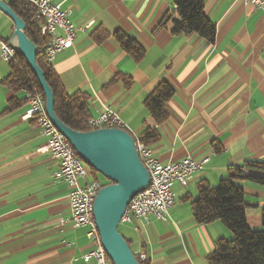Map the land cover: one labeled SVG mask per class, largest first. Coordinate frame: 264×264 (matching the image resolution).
<instances>
[{"label":"crops","instance_id":"crops-1","mask_svg":"<svg viewBox=\"0 0 264 264\" xmlns=\"http://www.w3.org/2000/svg\"><path fill=\"white\" fill-rule=\"evenodd\" d=\"M51 1L68 11L75 38L50 64L67 94L86 95L89 119L108 108L132 137L156 130L158 140L148 148L161 164L207 161L186 186L172 184L174 205L164 221L150 215L122 223V236L144 264H208L216 241L231 233L220 221L195 222L197 184L215 187L230 168L264 163V13L243 0H204L216 31L211 44L196 34L174 36L170 26L157 29L165 15L177 16L173 0ZM13 29L1 13L0 37L8 42ZM116 31L141 46L140 61L120 48ZM9 72L0 57V81ZM161 81L173 96L157 126L144 101ZM25 98V91L0 84V264H87L82 257L94 248L88 227L69 222L70 188L53 178L58 164L40 151L46 138L36 122L22 119ZM247 173L264 177V170ZM87 180H93L88 171L78 185ZM239 186L247 225L259 230L264 187Z\"/></svg>","mask_w":264,"mask_h":264},{"label":"trees","instance_id":"trees-1","mask_svg":"<svg viewBox=\"0 0 264 264\" xmlns=\"http://www.w3.org/2000/svg\"><path fill=\"white\" fill-rule=\"evenodd\" d=\"M173 5L177 16L165 15L157 29L170 26V32L174 36L196 34L207 42L214 43L216 31L205 15L204 0H173ZM8 6L24 22L26 36L37 47L36 64L53 93L56 117L75 131H91L87 116L88 98L79 92L67 94L50 62L45 59L44 47L47 40L40 34L39 25L34 20L35 8L25 0H9ZM102 33L100 31V34ZM99 35L97 39L100 41ZM112 36L120 48L135 61L143 58L144 50L123 31H116ZM8 64L10 72L0 81L1 85L13 91L36 90L43 97L35 75L20 55L16 54L14 60ZM126 84H129L128 81ZM172 96L173 89L167 82L161 81L144 101L145 109L157 126L162 125L167 119L165 104ZM16 103L14 100L9 107H14ZM158 137L156 130L147 129L140 137V142L148 147L156 143ZM253 170L263 171L264 163L249 161L241 167L230 168L226 177L215 187L205 181L197 184V198L191 203L195 222L211 224L220 221L231 233L229 239L220 238L216 241L214 251L207 257L208 264H264V208L261 211L262 228L259 230L249 228L245 217L244 191L239 186L240 182L245 181L264 187V177L247 173ZM87 171L93 180L99 181L95 171L90 168ZM101 184L104 186L109 182L103 179ZM138 263L144 264L139 261Z\"/></svg>","mask_w":264,"mask_h":264},{"label":"built area","instance_id":"built-area-1","mask_svg":"<svg viewBox=\"0 0 264 264\" xmlns=\"http://www.w3.org/2000/svg\"><path fill=\"white\" fill-rule=\"evenodd\" d=\"M5 2L7 0H0ZM36 10L34 20L38 23L40 34L46 38L44 56L48 62L66 48L73 45L75 38V27L71 23L68 11L60 5L52 3L51 0H25ZM260 12L264 13V0H243ZM89 27L86 25L85 28ZM13 47H2L0 45V57L5 63L14 60ZM26 102L29 109L22 117L23 120L33 119L38 125L41 134L46 138V145L40 149L41 152H49L57 161L58 168L53 178L66 183L70 192L69 222L73 227H88L87 237L93 241L94 248L83 255L82 259L87 264H109L105 261L103 254L97 244L96 226L87 218V205L93 199L95 192L102 187L100 181L87 180L84 186L78 185V180L87 179V172L78 169L73 162L71 145H67L65 138L54 128L45 112L44 98L36 90L26 92ZM88 126L93 130L98 129H122L125 124L110 109L105 108L95 118L88 120ZM126 131V130H125ZM136 149L140 154V162H143L149 174L151 189L140 199H135L129 204L121 223H132L133 220H145L153 215L162 221L168 216L169 209L174 205L172 184L178 183L186 186L195 173L203 169L206 160L197 162L191 158H185L177 163L161 164L155 159L148 147L140 138L133 137ZM139 262L145 261L143 254L135 255Z\"/></svg>","mask_w":264,"mask_h":264},{"label":"water","instance_id":"water-1","mask_svg":"<svg viewBox=\"0 0 264 264\" xmlns=\"http://www.w3.org/2000/svg\"><path fill=\"white\" fill-rule=\"evenodd\" d=\"M0 12L14 26L9 44L26 62L42 91L46 115L70 143L84 165L109 182L97 192L93 216L100 243L112 264H139L126 239L118 231L132 199L149 185V174L139 160L133 137L122 129L78 132L67 127L54 113V97L36 64L37 47L25 34L24 22L0 1Z\"/></svg>","mask_w":264,"mask_h":264},{"label":"bare ground","instance_id":"bare-ground-1","mask_svg":"<svg viewBox=\"0 0 264 264\" xmlns=\"http://www.w3.org/2000/svg\"><path fill=\"white\" fill-rule=\"evenodd\" d=\"M0 45H1L2 47H11L10 44H9V41L7 42V41H5L4 39H2L1 37H0ZM16 54H17V52L15 51V49H13V57H15ZM89 128H90L91 130H93V127H89ZM65 141L67 142V145H70V143H69L66 139H65ZM134 147H135V150H136V152H137V154H138V157H139V160H140V154H139L138 150L136 149V144H135V143H134ZM71 154H73V162H74V164H76L77 168H78V169H84V170H86V172H87V168H86V166H85L84 163L78 158V156L76 155V153H75L74 149L72 148V146H71ZM141 163H142V165H143V162H141ZM143 166H144V168H145V165H143ZM150 189H151V181H149V185H148V187H147L143 192L137 194V195L132 199V201L130 202V204H132L133 201H135V199H140L141 197L145 196V193H146V192H149ZM97 192H98V191L95 192V195H94L93 199L90 200L89 204L87 205V218H88V220L90 221V223H93L94 226H96V225H95L94 216H93V203H94V199H95V197H96V195H97ZM96 239H97V244H98V246H99V248H100V250H101V253L103 254V256H104V258H105V261H106L107 263H109V264H112L111 261L109 260L108 256H107L106 252L104 251V249H103L101 243H100V238H99V234H98L97 228H96Z\"/></svg>","mask_w":264,"mask_h":264},{"label":"rangeland","instance_id":"rangeland-1","mask_svg":"<svg viewBox=\"0 0 264 264\" xmlns=\"http://www.w3.org/2000/svg\"><path fill=\"white\" fill-rule=\"evenodd\" d=\"M0 14H1V12H0ZM87 169H89L88 167H86ZM96 177H97V179L99 180V181H101V182H103V178L99 175V174H96ZM118 231L121 233V227L119 226L118 227Z\"/></svg>","mask_w":264,"mask_h":264}]
</instances>
